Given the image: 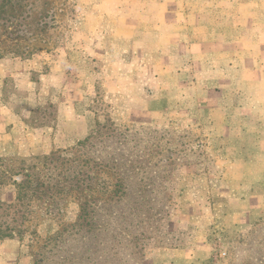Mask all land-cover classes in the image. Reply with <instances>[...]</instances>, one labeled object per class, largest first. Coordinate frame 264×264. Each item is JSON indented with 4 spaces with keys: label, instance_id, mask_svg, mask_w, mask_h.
Returning a JSON list of instances; mask_svg holds the SVG:
<instances>
[{
    "label": "rangeland",
    "instance_id": "1",
    "mask_svg": "<svg viewBox=\"0 0 264 264\" xmlns=\"http://www.w3.org/2000/svg\"><path fill=\"white\" fill-rule=\"evenodd\" d=\"M7 11L10 19L0 22V202L14 201L10 179L20 169L40 168L111 120L150 142L147 155L162 172L170 173L166 161L176 165L170 209L159 223L140 225L148 238L141 264L187 248L214 253L216 264H249V240L238 245L264 223V210L234 239L226 225L208 241L191 244V236L213 225L208 218H241L237 199L251 197L249 182L264 183V0H24ZM82 115L93 120L87 134L55 149L80 131ZM106 180L98 176L99 190ZM25 201L28 218L20 207L0 209V230L14 228L11 238L32 264H58L75 242L57 247L54 238L78 222L80 199L51 214L31 196Z\"/></svg>",
    "mask_w": 264,
    "mask_h": 264
},
{
    "label": "trees",
    "instance_id": "2",
    "mask_svg": "<svg viewBox=\"0 0 264 264\" xmlns=\"http://www.w3.org/2000/svg\"><path fill=\"white\" fill-rule=\"evenodd\" d=\"M14 1L24 0H0V22L10 19L7 9ZM138 133L111 120L98 122L97 128L75 147L45 157L40 168L23 167L12 176L16 197L9 204L0 202V209L20 207L17 211L24 212L25 218L23 203L31 196L45 214H51L61 202L75 196L81 201L78 222L63 228L54 238L57 247L75 242V250L58 256L57 263L141 264V244L148 238L140 234V225L159 223L170 209L172 193L168 186L176 165L166 161L170 173L162 172L165 168L160 170L148 156L150 142ZM99 175L107 178L102 186L105 191L98 189L102 185ZM2 177L5 174L0 173ZM33 211L29 209V215ZM66 232L74 239L66 238ZM13 234L14 228L7 225L0 230V240ZM248 240L249 264H264V223H255L238 247Z\"/></svg>",
    "mask_w": 264,
    "mask_h": 264
},
{
    "label": "crops",
    "instance_id": "3",
    "mask_svg": "<svg viewBox=\"0 0 264 264\" xmlns=\"http://www.w3.org/2000/svg\"><path fill=\"white\" fill-rule=\"evenodd\" d=\"M84 112V110H83ZM86 113V112H85ZM84 114V113H82ZM84 115L81 117V127L75 128L79 129L80 131H73L72 133H68L65 136V139L63 141V145H58L55 147H69L74 145L75 142L81 140L89 131V129L93 125V120L88 118H84ZM63 119V118H62ZM89 123V125H88ZM44 132L46 134H49V132L44 129ZM80 132L82 135H80ZM46 139L51 141L53 139V136L48 138L47 135H45ZM56 142V141H54ZM264 179V173L261 174ZM249 176H252V173H249ZM251 178V177H250ZM249 178V179H250ZM244 191L246 190V187L242 188ZM249 193L251 194V197L249 199L246 195H243L240 197V200L237 199L239 202L238 211L239 213H245V215L241 216V218L234 220L230 223V221H227V216H214L211 219L213 221V227L207 228L205 231H200L197 227L196 230L193 231L191 236V244L192 242H197L200 239H207L208 241L210 236H214L213 234L219 230L222 226L226 225L227 227V233L228 237L231 239H234L235 237H238L241 233L246 232L249 229V223L254 218L255 214L259 210H264V183L260 184L258 182H249ZM223 206H227V201L222 204ZM257 206V207H255ZM224 212V211H223ZM252 215L250 216L249 214ZM222 214V213H221ZM219 218V219H217ZM195 242V244H196ZM19 242L15 238H9L4 240L3 242H0V264H32L30 261V257L26 255L19 254ZM197 248V247H195ZM203 250V249H202ZM201 249H194L191 250V248H187L184 250H177V249H170L165 250L161 254V261L155 264H216L214 253H210L206 256V251H202ZM7 251V253H6ZM207 253H209L207 251ZM201 255L205 257H201ZM8 261V263L6 262Z\"/></svg>",
    "mask_w": 264,
    "mask_h": 264
}]
</instances>
